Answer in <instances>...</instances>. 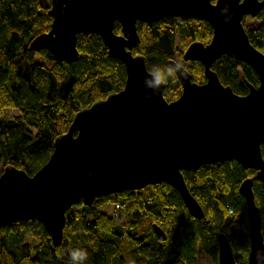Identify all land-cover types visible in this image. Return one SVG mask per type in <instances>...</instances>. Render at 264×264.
Segmentation results:
<instances>
[{"label": "water", "instance_id": "1", "mask_svg": "<svg viewBox=\"0 0 264 264\" xmlns=\"http://www.w3.org/2000/svg\"><path fill=\"white\" fill-rule=\"evenodd\" d=\"M52 18L50 29L29 43L61 59L79 55L78 36L97 33L108 53L123 61L127 77L122 90L78 111L68 130L54 140L45 165L34 174L14 165L0 173V227L36 219L55 246L62 243L66 212L75 204L126 190L168 182L179 191L194 218L205 209L188 187L183 170L236 160L254 169L239 192L246 201L249 250L246 264H264L262 217L254 180L264 182V53L250 41L245 16H256L264 0H39ZM200 19L213 30L209 42L194 41L185 61L204 66L206 80H193L188 68L170 64L181 82V95L169 101L166 82L157 80L145 56L134 53L141 42L138 22L165 17ZM121 33L115 32V24ZM223 55L250 64L259 85L247 82V94L225 85L213 69ZM161 240L166 233L158 225ZM217 264H239L229 237L216 233Z\"/></svg>", "mask_w": 264, "mask_h": 264}, {"label": "trees", "instance_id": "2", "mask_svg": "<svg viewBox=\"0 0 264 264\" xmlns=\"http://www.w3.org/2000/svg\"><path fill=\"white\" fill-rule=\"evenodd\" d=\"M245 18L250 41L264 53V8ZM51 21L39 0H0V167L14 165L34 174L49 160L55 138L68 130L78 111L125 86V64L108 53L97 33L78 36L79 55L73 59L32 50L30 41L48 31ZM138 30L141 42L134 53H142L149 70L163 76L166 98H178L182 86L170 62L183 60L194 41L207 43L213 34L211 25L168 16L138 22ZM115 32L121 33L119 22ZM186 67L194 81L206 80L201 62ZM213 69L238 94L248 93L247 82L259 85L256 70L232 55H223ZM183 174L205 209L203 218L190 215L171 184H152L98 198L91 205H73L66 212L58 246L39 220L5 224L0 227V264H128L126 240L142 255L136 264H195L200 246L217 264L220 230L229 237L238 263L246 264L249 222L239 187L256 171L230 159L186 169ZM254 191L264 234V182L254 180ZM109 200L116 211L123 210L122 224L102 210ZM154 225L165 231V240L158 237ZM75 249L81 258L72 260Z\"/></svg>", "mask_w": 264, "mask_h": 264}, {"label": "rangeland", "instance_id": "3", "mask_svg": "<svg viewBox=\"0 0 264 264\" xmlns=\"http://www.w3.org/2000/svg\"><path fill=\"white\" fill-rule=\"evenodd\" d=\"M249 21L248 18H245ZM177 62L184 65V66H191L192 62L191 61H184L182 59H177ZM12 113H17V110L13 109L11 110ZM3 167H0V173L3 171ZM117 211L115 210L114 207V202L113 200H109L108 202H106L105 206H103L102 210L109 213V214H114L116 216V223L117 224H122L124 221V213L123 210H121L120 208H116ZM126 247L124 248V252H126L127 254V258H128V264H136V262L138 260L142 259V255L138 253L136 246L134 243L129 242L128 240H126ZM195 264H216L214 262V260L204 252V250L202 249V247H199V254L197 256V260Z\"/></svg>", "mask_w": 264, "mask_h": 264}, {"label": "clouds", "instance_id": "4", "mask_svg": "<svg viewBox=\"0 0 264 264\" xmlns=\"http://www.w3.org/2000/svg\"><path fill=\"white\" fill-rule=\"evenodd\" d=\"M162 79H163V76L160 74H157V80H162ZM70 257L72 260H76V259L81 258L80 257V251L78 249L73 250L70 254Z\"/></svg>", "mask_w": 264, "mask_h": 264}, {"label": "flooded vegetation", "instance_id": "5", "mask_svg": "<svg viewBox=\"0 0 264 264\" xmlns=\"http://www.w3.org/2000/svg\"><path fill=\"white\" fill-rule=\"evenodd\" d=\"M248 16H249V15H248ZM245 17H246V16H245ZM245 17H244V18H245ZM194 19H195V18H194ZM212 31H213V30H212ZM209 41H210V40H209ZM209 41H208V42H209ZM183 60H184V59H183ZM184 61H185V60H184ZM189 61H191L192 63H193V62H197V61H192V60H189Z\"/></svg>", "mask_w": 264, "mask_h": 264}]
</instances>
